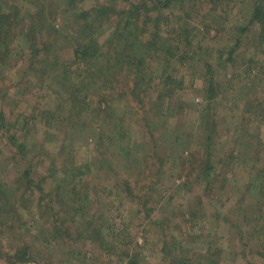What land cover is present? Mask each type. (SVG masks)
Here are the masks:
<instances>
[{
  "label": "rangeland",
  "instance_id": "obj_1",
  "mask_svg": "<svg viewBox=\"0 0 264 264\" xmlns=\"http://www.w3.org/2000/svg\"><path fill=\"white\" fill-rule=\"evenodd\" d=\"M6 1L22 7L25 0ZM249 1L216 0L214 5L207 0L172 1L164 10L170 15L168 23L175 29H190V36L205 46L181 65L172 61L171 71L165 72L183 79L182 88L174 84L161 102L156 97L168 94L161 68L139 80L131 93L132 81L117 76L114 91L108 90L109 84L104 85V95L88 91L91 102L81 116L78 89L63 83L54 98L58 87L52 84L53 77L41 79L30 72L27 47L11 42L6 64L0 66V108L5 120L12 122L10 133L0 130V180L9 186L5 191L9 199L0 198V208L31 203L34 215L13 218L0 228V264H8L5 252L22 248L32 255L29 264H127L129 259L137 264H210L207 260L264 264V209L258 211L255 205L256 200L264 202V191L240 197L238 186L232 189L234 180L243 183V175L252 169L245 165L249 159L264 171V24L251 21ZM105 2L78 4L89 11ZM206 12L211 16L205 18ZM49 17L56 18V27L66 20L60 9ZM82 32L75 30L68 40L76 44L83 39ZM232 46L237 47L229 61ZM64 47L63 58L70 57V49ZM210 62L221 64L212 75L219 91L211 108L202 109V96L207 94L200 93V76ZM13 114L22 117L16 120ZM200 116L213 122L216 141L225 150L222 156L233 152L216 166L217 182L210 189L193 170L198 164H191L204 154L197 145L204 138L196 125ZM25 119L28 123L22 128ZM9 134L28 143L25 154L9 141ZM178 135L184 139L190 135L189 144ZM27 168L41 190L26 191L12 184ZM59 196L75 200L83 210L66 209L69 206L58 201ZM38 198L43 204L37 203ZM69 218L102 227L104 247L62 236ZM51 231L56 233L54 239ZM171 243L175 247L170 248Z\"/></svg>",
  "mask_w": 264,
  "mask_h": 264
},
{
  "label": "trees",
  "instance_id": "obj_2",
  "mask_svg": "<svg viewBox=\"0 0 264 264\" xmlns=\"http://www.w3.org/2000/svg\"><path fill=\"white\" fill-rule=\"evenodd\" d=\"M30 1L25 0L22 7H17L9 5L6 0H0V66L6 64L9 56V54L7 56V48L11 45V42L21 46L22 49L27 47V67L29 71H32L41 79L49 77L51 80V77H53L52 84L58 87V93L53 92L54 98L59 97L58 94L62 90L63 83H66L70 89L72 87L78 89L77 95H80V103L82 104L78 110L80 116L84 111L83 107L85 106L88 109L91 102L88 91L97 94L99 91V94L104 95V85L106 84H109V91H114L117 89L118 84L114 78L122 76L126 77L127 83L132 81L131 93L141 84L139 80L152 75L151 73L155 72L158 67L161 68V73H163L160 77H165L166 83H168L166 85L168 94L163 95L161 93L156 97V100L162 102L173 92L172 86L174 84L176 89H181V84L184 81L183 79H173L169 72L165 74V72L171 71V62L174 61L181 65L189 54L194 55L196 52H201L205 47L200 46L201 42L190 36V29L184 27L175 29L168 23L170 15H164V10L170 8L174 0H106L104 4H96L89 11H83L79 7L78 3L82 0H59L58 4L53 3L52 0ZM207 1L211 5L216 3V0ZM117 3L119 5H116ZM246 3V10L251 17V21L259 22L261 25L264 24V0H250ZM56 9L63 11L66 17V20L64 22L62 20L60 23V27H56V24H54L56 18L51 19L49 17ZM203 16L207 18L211 16V13L206 12ZM212 20L214 19L212 18ZM208 21H211V19ZM109 22H112V25H110V28H105L104 25ZM69 29L71 31L65 36V32ZM81 29H83V39L76 44L71 43L68 40V34H74L75 30ZM64 46L70 49L72 53L70 57L63 58L62 51L66 49ZM180 46H183L184 50L179 51ZM236 47L232 46L229 50V61L232 60ZM218 53L222 55L220 52ZM248 62L252 63V59L250 58ZM219 66H221L219 63L217 66L211 62L204 64L205 72L200 76L203 86L200 93H206L207 96L206 98L202 96V109H210L211 104L217 100L215 96L219 91V83L213 76ZM262 67L264 69V66ZM126 71L129 73L128 76H126ZM259 74L257 75L258 80L260 79ZM262 113L264 114V112ZM13 117L17 120L22 116L13 114ZM54 120L57 121L55 118ZM197 121L196 125L204 135V138L197 142L198 150L203 151L204 154L201 157L197 155L196 160L193 159L191 164H198V167L193 168V170L196 169L195 172H198L197 175L204 182L206 189H210V186L217 182L216 166L223 163V157L228 156L230 158L233 152L222 156L225 150H221L222 145L216 141L217 137L215 136L213 122L205 119L204 116L197 117ZM27 123V119H25L22 122V128ZM11 124V120L10 122L5 120L3 110L0 108V130L10 133ZM9 135V141H12L17 149L25 154L26 149L24 148L28 143L24 140L20 142L14 134ZM178 140H182V143L185 140L188 145L191 136L188 135L184 139L183 136L178 135ZM252 160L253 158L249 159V163H245V165H251L252 169L249 168L248 175L245 176L246 173L243 175L244 182H238L236 179L233 182L235 186L232 189L238 186L237 194H241L240 197L243 194L247 196L264 191V171L254 168L255 162ZM16 180L12 184L18 183L20 189L26 191H30L32 187L38 185H34L36 179H31L28 168L23 171L20 179ZM123 186L125 185L123 184ZM8 187L3 180H0V198L9 199L5 193ZM39 190L41 189L39 188ZM70 194L71 192H69ZM25 200L27 201L26 198ZM40 200L42 199L40 198ZM60 200L63 205L69 206L66 209L75 210L74 213H80L83 210L81 206L75 204L73 199H64L59 196L58 201ZM256 201L257 210L262 211L264 206L259 204L264 202ZM43 202L44 200L39 201L38 198L37 203L39 205ZM40 207L38 206L39 215L42 210ZM189 212L193 214L192 210ZM29 214L34 215L31 203L29 207L20 204L19 207L16 206L11 210H1L0 208V228L6 226L9 221L11 223L13 218L21 220L23 215ZM81 220V218H69L68 224L60 232L63 233L62 236L66 238L74 236L73 239L75 240L88 241L103 248L105 239L103 228L93 225V221L81 223ZM235 220L239 224L240 219ZM20 225L23 226L22 223ZM261 226L263 230L264 225ZM52 229H54V226ZM260 231V229L255 230L252 235L257 237ZM55 234L54 231H51L50 237L54 239ZM245 235L243 234V238ZM254 237L250 239L248 246L254 243ZM169 245L170 248L175 247L174 243ZM212 252L207 251L210 256L214 255ZM5 254L8 264H29L32 261V255L26 252V248L14 251L12 254L8 252H5ZM207 262L212 264L209 260ZM127 264L137 263L133 259H129Z\"/></svg>",
  "mask_w": 264,
  "mask_h": 264
}]
</instances>
